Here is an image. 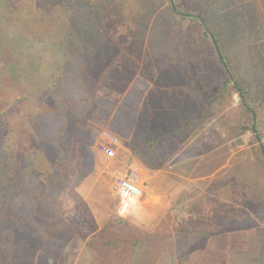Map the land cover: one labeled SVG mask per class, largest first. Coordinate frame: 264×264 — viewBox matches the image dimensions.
Returning a JSON list of instances; mask_svg holds the SVG:
<instances>
[{
	"label": "rangeland",
	"instance_id": "374dc122",
	"mask_svg": "<svg viewBox=\"0 0 264 264\" xmlns=\"http://www.w3.org/2000/svg\"><path fill=\"white\" fill-rule=\"evenodd\" d=\"M0 33L7 34L6 40L10 41L13 49L10 51L8 48L5 54H0V64L14 60L19 64L26 62L29 71L21 74L22 80L29 79L31 86L36 87L35 84L42 83L39 82L42 78L47 86L42 95L34 96L32 102L26 98L20 99L8 118L9 125L4 124L0 128V139H4L7 129L13 128L14 133L6 145L9 144V151L14 155H17L18 149L28 145V138L22 146L17 142L20 135L16 131L20 125L26 119L30 124L28 118L32 115L37 118L39 112L44 114L45 111L49 114L47 120L51 121L50 112L57 108L58 102L67 123L73 125L75 132L77 128L82 130V112L87 111V120L94 113L92 99L100 96L101 88L97 82L106 73L108 63L113 65L114 72L110 76L116 82L128 81L126 77L140 72L141 64L146 62L154 70L165 65L167 68L164 70L171 72L190 71L200 85L210 82L209 79L222 84L229 75L215 42L220 47L223 61L226 60L230 66L233 84L236 85L238 80L246 89L247 102L256 111V129L264 143V0H0ZM3 76H0L2 109L8 106V103H2L3 99L22 98L19 87L6 82L5 78H1ZM76 79L82 80L85 94L81 93L82 83ZM92 80L96 83L94 87ZM55 85L56 88H53ZM65 85L69 86V92L62 94ZM57 97L58 101L54 99ZM163 97L172 98V95ZM243 100L238 90L229 86L222 100L212 104L209 111L203 114L206 116L204 127L209 130L211 140L202 143L201 148L196 150L201 157L179 158V151L169 143V139H163L160 145H155L159 150H167L164 153L166 162H162L163 158L159 157V169H169L170 174L177 177L178 174L183 177H206L226 163L229 165V197L231 194L239 196V191L251 193L252 185L257 189L261 184L264 189V159L260 155L259 142L253 137L256 135L248 128L249 115L242 105ZM178 106L169 104L158 114L181 120L185 111H179ZM186 112L188 116H194L191 110ZM147 116L151 123L153 113ZM99 123L97 126L94 123L97 129L86 130V136L95 139L91 146L98 152L89 171H82L78 167L76 146L69 149L66 146L63 159L67 165L61 170L64 179L60 182L59 177L53 179L60 185H54L56 193L52 200L60 208L61 217L75 230L71 244L58 256V263L79 264V256L85 252L81 264H92V250L87 248L86 243L92 236L106 237L107 232L100 235L102 231L117 230L120 227L118 224L111 226L112 229H107V225L114 218H123L127 223L121 227L133 228L137 234L151 236L140 252L144 255L149 252L152 264H173L167 250L174 244L185 250L191 242L183 230V225H188L185 221L188 220V212L194 211L199 215L203 210L197 204L190 206L188 202L194 199L211 200L210 196L203 194L202 187L205 185L199 184L196 190L191 187L190 191L183 193L180 199L184 203L165 214L151 229L140 227L131 220V213H118L120 198L116 190L117 170L123 167V158L119 151L114 159L104 155L96 139H100V133L106 128ZM243 123L245 132L240 130V124ZM190 128L188 136L197 135L194 132L196 128ZM77 136L83 137L80 133ZM150 138L146 131L145 139ZM30 152L32 155L37 154L33 152V147ZM38 155L34 167L38 173L42 172L39 181L42 184L51 183V179L46 180L49 174L58 173L51 167L52 158L46 152ZM172 158L175 162L170 163ZM143 159L149 162L150 158L147 156ZM16 160L17 164L23 163L22 156H17ZM185 181L189 182L187 179ZM190 183L194 186L193 181ZM104 184L106 187H103ZM241 197L244 196L241 194ZM32 201V198H23L7 208L6 212L11 215L0 216V232L2 226L16 223V219L20 218L18 216H22ZM139 202H133V209ZM51 204L50 200L48 205ZM239 225L235 224L232 229ZM179 226L182 231H179Z\"/></svg>",
	"mask_w": 264,
	"mask_h": 264
},
{
	"label": "trees",
	"instance_id": "16d2710c",
	"mask_svg": "<svg viewBox=\"0 0 264 264\" xmlns=\"http://www.w3.org/2000/svg\"><path fill=\"white\" fill-rule=\"evenodd\" d=\"M210 30L216 39L214 31L211 28ZM7 38V34L3 35L0 33V54L2 55L7 52L8 48L10 51L13 50L11 49L10 41L6 40ZM12 62L16 64H11ZM12 62H7L3 65L0 64V76L4 75L1 78H5V81L10 82L12 86L19 87V90L22 91V98L12 100L7 97L5 100H2V103H8V106L7 108H0V128L4 124L9 125L8 118L14 112V108H16L20 99L26 98V100L28 99L27 101L32 102L34 96L39 97L42 95V92L47 87L45 85L46 82L42 78L39 81L42 83L35 84L36 87L31 86V81L29 79H27V81L22 80L21 74L24 75V73L29 71L28 64L26 62L24 64H19L15 62V60ZM222 63L229 75L222 84L216 83L213 79H209L210 82L203 85H200L198 80L193 82L195 86V98L191 101L195 102V106L194 110H191V112L194 113V116H185L184 114L187 112L183 111L182 119L180 120L179 118L178 120L159 116L157 113L160 111L156 113L153 112V117L151 119L152 126L150 129V139L152 142L149 145L150 147H155L156 144H154V141H159L160 139H169L172 144L175 140L179 139V149L183 151L179 152L181 157H183V159H193L191 157L194 156L193 150L196 152V150L201 148L200 145L202 143L206 144L209 142V139L211 140L209 130L204 127L206 116L203 114L209 111L212 104L218 103L219 100H222L229 86L237 89L241 97L245 99L243 100L242 105L245 107V110L249 115L248 121L250 122V126L248 128L251 129L254 118L253 111L255 110L247 102L246 89L238 80L236 85L233 84L231 80L230 66L226 60L222 61ZM76 80H78V83H82L81 93L85 94V85L82 80ZM134 85L129 89L125 96L122 95L123 92L119 93L121 90L116 91L118 94L116 96V101L120 98L121 104L117 108L116 117L114 118L112 125L114 126L113 129L115 130V133L119 132L123 137L126 129L130 127L129 124L134 120L133 118L137 113L135 109L139 106L137 102L141 97L142 88H140L138 84ZM65 86V91H61L62 94L69 92V86ZM53 88H56V85ZM76 88L79 89L78 85ZM54 99L58 101V97ZM96 99L98 102L92 101L95 110L90 119H85L87 117L85 115L87 114V111L82 112L80 119L83 122L81 125L84 127L82 130L77 128V131L75 132L73 125L67 123V119L64 117L63 112L59 110L61 107L58 102L56 105L57 108H54V110L50 112L51 121L47 120V117H49L48 112L45 111L44 114L39 112L37 118L33 115L30 119L28 118L30 124H28L26 119L23 124L20 125L19 129L16 128V132L20 135V138L17 139L20 146H22L24 140L28 138V140H26L28 145L26 147L21 148V150L17 147V155H14V153L9 151V144L6 145V142L14 133L12 127L7 129V134H5L4 139H0V216L2 214H5V216L9 215V212H6V209L17 204V202L21 201L23 198L28 199L29 197L33 199L31 202L32 204L26 207L27 209L24 210L22 216H18L20 218L16 219V223H8L6 226H2L3 228H1L2 230L0 232V264H59L58 256L67 249L69 244H71L75 235V230L73 225L61 217L59 214L60 208L52 200L56 193L54 185H60L58 181L60 182L64 179L61 170L63 166L67 165L64 163L65 160L63 159L64 148L66 146L68 149L71 146H76L78 150L76 159L78 160V167L82 171H89L97 159L98 152L91 146L93 142H95V139L86 136L88 133L86 130L89 128L97 129L94 123H96V126L98 125V122L102 120V114L106 112V105H109L110 103L105 97L96 96ZM84 100L86 99L84 98ZM113 103L115 104L116 102ZM168 106V103L164 104L163 109L168 108ZM189 126H191L190 129L195 127L196 131L194 132L199 136V141L192 145H190L189 142H185L188 138ZM256 128L258 129L257 125ZM240 130L245 132L244 123L240 124ZM77 133L82 134L83 137H76ZM253 137L257 138L256 136ZM32 142L33 144H31ZM183 142L185 143L183 144ZM40 143L42 147L39 145ZM32 147L33 152H37V154L32 155V152L29 153ZM40 150L44 151L42 152L43 154H45V152L47 154L49 153V157L52 158L51 167L53 170L56 169L58 171L56 175L49 174L46 180L51 179L52 182H49L48 184H42V182L39 181V174L42 172L40 171V173H38L37 168L34 167V163H37L36 159L39 157L38 154L42 155V153H38ZM260 155L263 159L264 154L261 149ZM17 156H22V164L16 163ZM150 159L149 162L145 161L143 158L140 161L146 168H159L158 166L161 160L159 158ZM166 159L167 158H163L162 162H166ZM169 162L173 163L175 161L172 158ZM55 177H59L58 181L53 180ZM36 187H39L40 189ZM50 200L52 201V204L48 205ZM126 223L127 221L123 218H114L113 221L108 223L107 226L109 227H107V229H112L113 227L111 226L118 224L117 226L120 227H117V230L102 231L100 235H102L103 232H107L106 237L92 236V238L86 243L87 248H91L92 250V264L153 263L149 260V252L145 255L140 252L145 242L150 241L151 236L148 234H137L133 228L121 227ZM181 253L182 249L180 248L179 256ZM100 254L102 257H98ZM84 256H86L85 252L80 254L79 259H81H78L80 261L79 264L83 262ZM169 258L172 262L175 260V255L170 254ZM259 261L260 264H264V254L259 256Z\"/></svg>",
	"mask_w": 264,
	"mask_h": 264
},
{
	"label": "crops",
	"instance_id": "0c3cea01",
	"mask_svg": "<svg viewBox=\"0 0 264 264\" xmlns=\"http://www.w3.org/2000/svg\"><path fill=\"white\" fill-rule=\"evenodd\" d=\"M143 64L140 66V72L126 77L128 81L116 82L110 76L114 72L113 65L108 63L106 73L99 77L97 82L99 88H101L99 97L107 98L110 103L106 106V110L104 109L106 112L102 114L103 117L99 125H103L111 132L113 131L120 138V145L116 148V154L118 151L122 154L123 160L121 163L123 167L117 170L118 176L124 174L130 167H137L141 171L145 182L144 194L139 200V204L133 209V203H131L126 214L131 213V220L140 227L151 229L153 225L163 219L165 214L174 211L184 203V200L180 199L183 193L190 191L191 187L196 190L199 184H204L205 186H200L204 191L203 194L210 196L211 200L194 199L188 202L190 206L197 204L203 208L201 210L202 214L196 215L194 211L188 212V216H186L188 220H185L188 225H183V230L185 236L191 238V242L188 248L182 250L180 256L178 244H174L173 247L167 250L168 254L175 255V260L172 263L260 264L259 256L264 254V189L261 188V184L257 189L252 185L250 188L251 193L247 191V194H245L239 191L237 192L239 196L231 194L229 197L227 183L229 165L226 163L216 168L213 173L206 177H192V175L183 177L180 174L177 177L170 174L169 169H149L140 161L147 156L157 159L159 157L166 158L164 155L166 149L159 150L157 146L150 147L152 140L145 139L146 131L147 134H150L152 126L147 120V117H149L147 114L162 111V105L167 103L179 105V111L194 110L195 102L191 100L195 98L193 82L196 81V76L190 71L171 72L164 70L167 68L165 65L154 70L148 65L149 63L145 62ZM142 69H144L143 73ZM93 81L94 85L92 87L96 84L95 80L91 82ZM134 84H138L142 88L141 97L137 102L139 106L135 109L137 113L133 118L134 120L129 124L130 127L126 129L123 137L121 133H115L112 125L117 108L121 104L120 98L116 101L118 95L116 91L121 90L119 93L123 92L122 95L125 96ZM165 95H172V98L165 99L163 98ZM95 99H92V101L98 102ZM184 115L187 116L188 113ZM196 136H188L185 142H189L190 145L198 142L199 136ZM162 140L154 141V144L160 145ZM98 141L99 139H96V143ZM169 143L172 144V142ZM179 143L180 140L177 139L172 145H175V150L180 152ZM193 152L194 156H191L192 158L201 157L194 150ZM178 157L183 159L180 153ZM114 158L115 156L110 159ZM222 176L225 178L222 179ZM259 177L261 178L260 173ZM186 179L189 182L185 181ZM192 181L194 186L190 183ZM103 187H106L105 184ZM241 194L244 197H241ZM210 212H214V214L210 215ZM190 222H194V224L189 225ZM237 223H240V225L232 229ZM179 231H182L180 226ZM172 237L176 240L174 234Z\"/></svg>",
	"mask_w": 264,
	"mask_h": 264
},
{
	"label": "built area",
	"instance_id": "2783aa9c",
	"mask_svg": "<svg viewBox=\"0 0 264 264\" xmlns=\"http://www.w3.org/2000/svg\"><path fill=\"white\" fill-rule=\"evenodd\" d=\"M104 155L113 158L116 154V148L120 145V138L105 129L100 133V139L97 143ZM144 179L141 171L137 167H130L117 178V194L120 198L118 213L125 215L129 205L136 200H140L144 194Z\"/></svg>",
	"mask_w": 264,
	"mask_h": 264
},
{
	"label": "water",
	"instance_id": "95a60500",
	"mask_svg": "<svg viewBox=\"0 0 264 264\" xmlns=\"http://www.w3.org/2000/svg\"><path fill=\"white\" fill-rule=\"evenodd\" d=\"M175 10H177V9H175ZM215 46H216V49H217V51H218V55H219V57H220L221 60L223 61V58H222V56H221V53L219 52V47H218V45H217L216 42H215ZM253 115H254V118H253V124H252V127H251V131H252V133H253L254 135H256L257 140H258L259 145H260V148H261V150H262V152H263V154H264V143H263L261 137L258 135V132H257V129H256V113H255V111H253Z\"/></svg>",
	"mask_w": 264,
	"mask_h": 264
}]
</instances>
